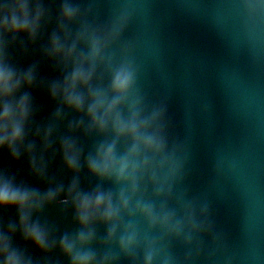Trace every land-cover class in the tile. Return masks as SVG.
Wrapping results in <instances>:
<instances>
[{"label":"clouds","instance_id":"9594fccd","mask_svg":"<svg viewBox=\"0 0 264 264\" xmlns=\"http://www.w3.org/2000/svg\"><path fill=\"white\" fill-rule=\"evenodd\" d=\"M99 2L59 0L53 13L45 0H0V149L14 161L26 155L32 175L45 180L53 133L67 113L77 116L59 137L73 174L66 189L57 184L41 193L0 173V209L17 213L16 222L0 221V264H36L15 244L17 234L44 254L45 264H60L51 259L57 253L67 264H211L208 205L189 195L187 152L170 133L166 103L149 99L136 41L127 35L138 0H113L103 20L96 18ZM232 7L243 42L264 50V0H232ZM53 23L44 54L62 72L48 85L60 106L52 123L33 131L25 89L36 86V66L20 69L12 48L22 36L34 43ZM30 131L41 140L39 152ZM85 169L94 181L87 190L80 186ZM57 202L71 208L76 225L60 235L34 219Z\"/></svg>","mask_w":264,"mask_h":264}]
</instances>
